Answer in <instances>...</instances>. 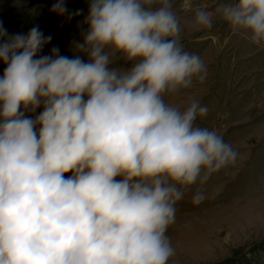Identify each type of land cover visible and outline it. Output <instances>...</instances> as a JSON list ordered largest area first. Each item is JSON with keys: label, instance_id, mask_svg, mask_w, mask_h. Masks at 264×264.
<instances>
[{"label": "clouds", "instance_id": "obj_1", "mask_svg": "<svg viewBox=\"0 0 264 264\" xmlns=\"http://www.w3.org/2000/svg\"><path fill=\"white\" fill-rule=\"evenodd\" d=\"M153 3L91 0L71 58L38 55L51 40L38 27L0 28V264H168L177 203L193 186L201 203L235 163L233 146L196 123L206 106L166 100L207 70L170 0ZM51 11L63 15L64 0ZM214 17L264 47V0L197 8L184 27Z\"/></svg>", "mask_w": 264, "mask_h": 264}, {"label": "rangeland", "instance_id": "obj_2", "mask_svg": "<svg viewBox=\"0 0 264 264\" xmlns=\"http://www.w3.org/2000/svg\"><path fill=\"white\" fill-rule=\"evenodd\" d=\"M56 0H0V17L27 11L38 20L30 28L10 29L8 36L27 35L38 27L53 47L71 58L74 44L83 42L91 0H64L63 15L51 11ZM229 0H170L181 21V43L199 54L207 75L170 103L197 99L208 109L198 117L201 127L216 130L237 152L235 163L214 174L203 186L205 199L192 203L198 186L176 205V220L168 229L175 254L168 264H264V47L234 33L219 17L211 28L191 32L184 27L197 8L214 11ZM154 0L153 7H159ZM2 43V41H0ZM112 67L128 65L117 59ZM5 65L0 61V78ZM40 110H37V114Z\"/></svg>", "mask_w": 264, "mask_h": 264}, {"label": "trees", "instance_id": "obj_3", "mask_svg": "<svg viewBox=\"0 0 264 264\" xmlns=\"http://www.w3.org/2000/svg\"><path fill=\"white\" fill-rule=\"evenodd\" d=\"M38 16L27 11L16 12L11 15L0 17V28L8 31L10 29L30 28Z\"/></svg>", "mask_w": 264, "mask_h": 264}]
</instances>
